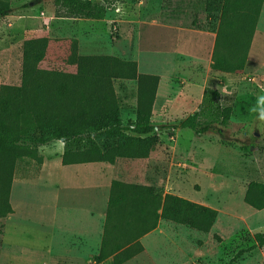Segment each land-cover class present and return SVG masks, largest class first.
Here are the masks:
<instances>
[{
	"label": "rangeland",
	"instance_id": "1",
	"mask_svg": "<svg viewBox=\"0 0 264 264\" xmlns=\"http://www.w3.org/2000/svg\"><path fill=\"white\" fill-rule=\"evenodd\" d=\"M47 1L28 17L21 15V3H13L18 13L10 14L26 18L1 19L7 31L0 40V88L20 86L26 67L76 74L80 57L136 62L139 75L160 79L152 122L161 130L154 133L158 144L151 164L145 168L136 160H117L113 179L155 187L218 212L209 234L162 221L140 240L144 252L125 264H228L249 249L254 235L264 233V210L245 202L251 182L264 184V120L259 118L264 104L258 103L264 96V7L250 62L242 73L224 74L211 69L219 21L206 12L204 0L100 1L105 13L98 12L96 19L56 12L54 0ZM3 3L11 7L9 0ZM174 50L180 51L179 60ZM163 52L166 58L156 57ZM207 88L220 92L233 116L222 134L216 127L197 136L179 126L197 111ZM115 90L128 127L136 119L138 84L117 81ZM64 147L59 142L40 148L36 157L17 163L11 197L16 212L0 218V264H94L101 243L97 252L87 253L75 247L77 242L70 243L74 239L62 237L47 203L52 198L41 186L43 165L56 168ZM235 264H264V247Z\"/></svg>",
	"mask_w": 264,
	"mask_h": 264
},
{
	"label": "trees",
	"instance_id": "2",
	"mask_svg": "<svg viewBox=\"0 0 264 264\" xmlns=\"http://www.w3.org/2000/svg\"><path fill=\"white\" fill-rule=\"evenodd\" d=\"M100 1L54 0L64 14L97 18L104 8ZM206 12L218 16L211 68L224 74L245 70L264 0H204ZM11 7L0 5V19ZM155 76L139 75L137 63L108 56L80 57L76 74L22 70L20 86L0 88V218L13 213L11 192L16 165L34 158L40 148L64 144V166L114 165L117 160H146L158 144L152 111L159 84ZM117 81L138 84L136 119L126 127L115 90ZM233 108L224 106L218 90L207 88L197 112L181 124L197 136L229 127ZM177 129V127H171ZM161 130V128H159ZM165 130V129H163ZM245 202L264 210V184L251 182ZM218 218L210 207L186 200L161 189L114 181L111 185L102 242L94 264L112 259L125 264L144 252L140 240L162 221L209 234ZM264 247V233L255 234L253 245L241 250L228 264Z\"/></svg>",
	"mask_w": 264,
	"mask_h": 264
},
{
	"label": "crops",
	"instance_id": "3",
	"mask_svg": "<svg viewBox=\"0 0 264 264\" xmlns=\"http://www.w3.org/2000/svg\"><path fill=\"white\" fill-rule=\"evenodd\" d=\"M22 1L24 0H9L11 3V13H15L16 15L18 13L14 8H12L13 3H21L23 8L21 9V15H26L27 17L32 13H36L37 9L40 11L44 7V4L46 2L48 3L47 0H25V3L22 5ZM53 4L56 12L59 11L60 9L54 2ZM15 18L21 20L26 17H14L12 14L6 17V19ZM12 25L13 24H10V28H12ZM6 31L7 28H5L1 22L0 40L1 37L4 36L3 33ZM9 38H6V40H9ZM10 40L6 42H10ZM164 42L165 43H163V45L166 44V41ZM174 51L178 52V50ZM163 53L164 55H162ZM163 53H159L156 57L159 56V59L166 58L165 52ZM179 53L180 51L177 53L178 55H176L177 60L181 57V54ZM1 55L0 50V60ZM169 56L170 59L174 58L173 55ZM248 60L250 62V57ZM161 76L163 77L164 74H161ZM153 154L154 153H152L146 160H136V162H141L139 164L147 168L148 165L151 164ZM119 160L121 161L123 159ZM111 168H113V165L109 164H81L64 166L62 159H59L56 168L50 167V165L46 162L41 170L40 181L42 189L44 190V193L49 194L50 198H52V200L47 203H51L53 212H55L56 215V221L62 230V233L58 232L62 237L74 239L70 243L77 242V246L75 247H79L87 253L93 252L94 250L97 252L96 246L102 242L110 189L112 183L117 181L113 179ZM34 180L35 182L33 183L38 182V180L33 179V181ZM14 183H16V180ZM12 194L13 190L11 197ZM11 206L13 209L11 216H14L16 211L12 203V198ZM95 256H93V258Z\"/></svg>",
	"mask_w": 264,
	"mask_h": 264
},
{
	"label": "clouds",
	"instance_id": "4",
	"mask_svg": "<svg viewBox=\"0 0 264 264\" xmlns=\"http://www.w3.org/2000/svg\"><path fill=\"white\" fill-rule=\"evenodd\" d=\"M258 103H259V104H264V96H260V97L258 98ZM259 118H260L261 120H264V109H261V110H260Z\"/></svg>",
	"mask_w": 264,
	"mask_h": 264
}]
</instances>
